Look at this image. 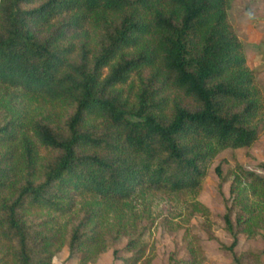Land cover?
<instances>
[{"label": "trees", "instance_id": "trees-1", "mask_svg": "<svg viewBox=\"0 0 264 264\" xmlns=\"http://www.w3.org/2000/svg\"><path fill=\"white\" fill-rule=\"evenodd\" d=\"M231 4L0 0V264H51L63 246L79 254L100 241L88 228L99 212L147 192H195L220 151L255 142L262 95ZM34 100L67 112L55 121ZM232 175V242L221 246L252 264L260 252L234 248L264 228V175L242 165ZM78 196L91 203L69 227L59 220ZM137 246L131 237L125 249ZM168 264L199 263L171 254Z\"/></svg>", "mask_w": 264, "mask_h": 264}, {"label": "rangeland", "instance_id": "rangeland-1", "mask_svg": "<svg viewBox=\"0 0 264 264\" xmlns=\"http://www.w3.org/2000/svg\"><path fill=\"white\" fill-rule=\"evenodd\" d=\"M229 16L234 32L243 43L246 65L254 73L264 107V0H232ZM32 108L55 121L67 112L66 107L52 101L34 100ZM260 117L255 142L249 147L220 151L207 166L197 191L147 192L117 209L103 210L88 225V228L95 225L92 232L99 233L100 241L82 246L79 254H71L63 246L55 252L51 264H168L171 254L179 259L192 254L199 264H233L230 253L221 246L232 242V236L224 228L225 203L230 197L232 171L237 165L264 175V169L259 167L264 162V108ZM39 153L41 159L52 155L41 147ZM218 165L226 175L221 186L215 173ZM89 203L90 199L78 196L74 212L59 221L69 227L78 223ZM131 237L138 238V246L132 252L125 249ZM238 238L235 252H260L258 260L255 257L249 260L252 264H264V228L254 237L239 235ZM130 257L132 261H126Z\"/></svg>", "mask_w": 264, "mask_h": 264}]
</instances>
